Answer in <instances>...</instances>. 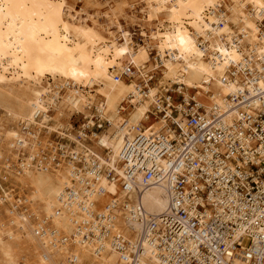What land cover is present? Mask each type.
Segmentation results:
<instances>
[{
    "label": "bare ground",
    "instance_id": "6f19581e",
    "mask_svg": "<svg viewBox=\"0 0 264 264\" xmlns=\"http://www.w3.org/2000/svg\"><path fill=\"white\" fill-rule=\"evenodd\" d=\"M73 1L106 8L104 15L113 20L114 34L107 31L104 36L96 26L77 24L78 11L68 0H0V150H7L17 163V183L31 190L22 201L27 207L22 212L20 197L0 182V209L5 219H0V264H124L111 250L110 240L121 236L129 243V252L136 245L143 223L129 219V211L136 209L130 205L133 195L139 193L138 208L145 219L165 213L168 196L163 182L141 188L140 176L131 181L133 193L120 190L122 145L133 139L137 127L145 134L162 129L158 112L163 104L172 105V94L186 103L198 102L206 115L213 107L220 108L230 124L236 112L230 110L228 97L237 90L239 79L230 80L227 71L264 56L260 37L264 0H144L149 31L144 45H135L124 26L130 19L125 9L134 5L129 0H112V6L108 0L103 4ZM150 49L163 68L162 79L155 82L148 73L158 67L146 71ZM129 66L134 68L131 81L125 77L115 81ZM120 106L124 112H118ZM49 109L51 116L47 115ZM65 110L98 116L108 121L111 131L99 135L91 150L62 132L59 118ZM3 121L10 126L3 127ZM49 121L57 124H47ZM43 130L56 135L58 141L65 137L76 143L75 151L84 159L83 170L34 166L32 160L43 152ZM80 136L87 141L85 133ZM93 162L114 171L118 178L112 182L96 175L89 169ZM2 165L0 176L4 178L2 172L8 169ZM85 181L94 189H103L101 194L91 193L89 212L79 209L78 200L64 205L65 188L81 190ZM95 215L102 224L111 223L110 236L102 241L101 250L94 240H83L77 229L81 223L94 222ZM143 247L137 260L157 264Z\"/></svg>",
    "mask_w": 264,
    "mask_h": 264
},
{
    "label": "built area",
    "instance_id": "2783aa9c",
    "mask_svg": "<svg viewBox=\"0 0 264 264\" xmlns=\"http://www.w3.org/2000/svg\"><path fill=\"white\" fill-rule=\"evenodd\" d=\"M260 37L264 40V26H260ZM132 71V66L125 68L115 81L129 77ZM227 74L230 80L239 79L237 90L228 97L230 110L236 112L230 124L218 107L206 115L194 100L173 104L170 98L172 105L165 103L158 112L162 129L145 134L137 127L133 139L122 145L120 190L133 193L131 181L140 176L141 188L163 182L168 196L167 211L145 219L138 208L139 193L133 195L130 205L136 209L129 211V219L143 223L136 245L129 252V243L121 236L110 240L111 250L124 264H151L136 258L143 245L157 264H264V56L243 66H230ZM118 112H124L121 106ZM92 120L93 131L99 134L109 125L98 116ZM80 127L79 139L80 133L91 134L92 128ZM62 142H56L52 159L42 152L32 164L46 169L49 161L54 167L67 160L83 170L82 156L73 151L65 154L59 145ZM89 169L108 181L118 178L96 162ZM96 188L88 181L81 190L66 187L61 201L70 205L78 200L79 209L89 212L91 193L103 191ZM93 218L94 222L81 223L77 229L83 240H94L101 250L102 241L110 236L111 223L102 224L98 215Z\"/></svg>",
    "mask_w": 264,
    "mask_h": 264
},
{
    "label": "rangeland",
    "instance_id": "374dc122",
    "mask_svg": "<svg viewBox=\"0 0 264 264\" xmlns=\"http://www.w3.org/2000/svg\"><path fill=\"white\" fill-rule=\"evenodd\" d=\"M97 1L100 4H103L106 0H97ZM108 2L112 6L113 1L108 0ZM129 3L130 4L133 3L134 5L127 7L125 9V12H126V15L128 17H130L131 20H135V22H131L130 19L128 18V21L124 24V26L126 28V31H128L131 34L133 42L135 43V45H144L146 43L145 41L147 40V36L149 34V31L147 29V22L145 21V16H144V15L148 14V9H146V5L144 3V0H135L134 2L129 0ZM68 4L74 10L78 11L77 15L75 16V21L77 22V24H82V25H87V26H96L97 29L102 31L104 36H106L107 31L113 32V34H114L115 30L111 29V27H114L112 25L113 20L105 17L106 15H104V14H107L106 8H104V7L97 8V7H93V6L91 7V6L85 5V4L80 3V2L77 3L73 0H70V1L68 0ZM162 21H165V17H162ZM150 50L151 51L149 53H150L151 61H150L149 68L146 71L149 72L153 68H155V66L158 67V70L151 71L150 73H148V75H150L151 77H154L152 82H155L156 79L157 80L162 79V75L160 73V70L163 68L161 67L160 60L156 56V52L153 49H150ZM132 76L133 75L126 77L125 80L129 83L131 81L130 78ZM139 84L142 85L143 82H140ZM165 88H167V87H164V89ZM79 89L85 90V87H79ZM189 93L191 95L193 94V92H189ZM170 96L172 97L173 104H176V103H179L182 101V98L177 94H172ZM98 100H101V97H98ZM88 109L90 110V108H88ZM51 114H52L51 109H49V112H47V115L51 116ZM94 117H96V116H94ZM152 118H154V116L151 117V120H152L151 124L154 125L155 122L153 121ZM92 119H93V116L81 115V114H78V113L70 111V110H65L60 115L59 122L64 126L62 129V132L65 135H70L74 139H78V141H81V143H83L85 146H88V148H90L92 150L93 148L96 147V143H98V141H99L98 136L111 131V127H110V125H108V126H106V128L104 130L101 131L100 134L96 133L95 131H93V128H92V126H93V120ZM2 124H3V127H5V128L10 126L6 121H3ZM47 124H57V122L49 121ZM82 124H85L90 129L92 128L90 135L85 134L87 136V141H85V142L80 140L78 138V136L76 135L77 132L79 131L78 129L81 128L80 126ZM40 138L42 139V142H43V149H42L43 152L49 153V155L51 154L52 157H54V154H55L57 147H58V146L56 147V145H57L56 142H58L57 136L54 134H49L48 132H46V130H43L40 134ZM60 140H63V142L61 144L65 146L64 151H67V150L69 152L73 151L74 154H77V151H75L77 148L76 143L69 141L65 137H61ZM47 142H48V144H47ZM95 152H99V151L97 149H95ZM0 155L2 156V160L0 161V165L3 164L2 166H4L5 168L8 169L6 172L7 174L5 172H2L3 176H5V177L3 178L0 176V182L3 185V188L5 187L4 189L9 190V192H11L14 196L20 197V199H19L20 204H19L18 208H19V211L25 212L27 210V207L24 205L23 202H24V199L31 194L30 193L31 190L29 188L20 186V184L17 183L18 182L17 177L19 176L18 175V171H19L18 165H17V163L15 164V162H13V158L11 157V154L7 150L2 149V150H0ZM80 155H82V154H80ZM48 167L54 168L56 166L53 167L52 164L51 165L49 164ZM57 167H59V169H66L67 167L68 168L70 167V169L72 171L73 170L76 171L75 169H77L75 164H73V162L67 161V160L60 161V163L57 165ZM77 171H80V170L77 169ZM12 176H14V177H12ZM1 213L3 214L2 209H0V217H1L0 219H4V217H2L3 215ZM26 214H30V212L27 211ZM245 245H248V241L245 242Z\"/></svg>",
    "mask_w": 264,
    "mask_h": 264
},
{
    "label": "crops",
    "instance_id": "0c3cea01",
    "mask_svg": "<svg viewBox=\"0 0 264 264\" xmlns=\"http://www.w3.org/2000/svg\"><path fill=\"white\" fill-rule=\"evenodd\" d=\"M152 117V116H151ZM69 149V148H68ZM68 151V150H67Z\"/></svg>",
    "mask_w": 264,
    "mask_h": 264
}]
</instances>
